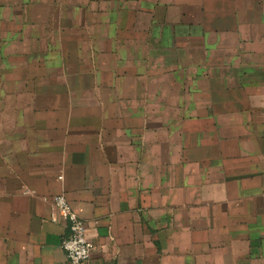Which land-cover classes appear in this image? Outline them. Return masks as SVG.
Here are the masks:
<instances>
[{
  "label": "crops",
  "instance_id": "crops-1",
  "mask_svg": "<svg viewBox=\"0 0 264 264\" xmlns=\"http://www.w3.org/2000/svg\"><path fill=\"white\" fill-rule=\"evenodd\" d=\"M58 195L81 264H264V0H0V264Z\"/></svg>",
  "mask_w": 264,
  "mask_h": 264
},
{
  "label": "built area",
  "instance_id": "built-area-1",
  "mask_svg": "<svg viewBox=\"0 0 264 264\" xmlns=\"http://www.w3.org/2000/svg\"><path fill=\"white\" fill-rule=\"evenodd\" d=\"M54 205L59 217L68 224L69 236L62 242V248L72 264H81L90 259L93 244L86 238V225L71 208L64 195L54 197ZM58 219L53 218L56 222Z\"/></svg>",
  "mask_w": 264,
  "mask_h": 264
}]
</instances>
